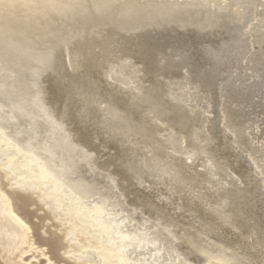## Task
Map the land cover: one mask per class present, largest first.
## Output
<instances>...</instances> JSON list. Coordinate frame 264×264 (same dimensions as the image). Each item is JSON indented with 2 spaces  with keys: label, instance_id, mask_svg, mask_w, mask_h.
I'll list each match as a JSON object with an SVG mask.
<instances>
[{
  "label": "bare ground",
  "instance_id": "6f19581e",
  "mask_svg": "<svg viewBox=\"0 0 264 264\" xmlns=\"http://www.w3.org/2000/svg\"><path fill=\"white\" fill-rule=\"evenodd\" d=\"M100 1L115 4L125 0ZM181 1L183 2L175 0L172 4L182 3L194 7L197 4L201 7L197 10L193 7L194 10L188 11L190 6H186L187 11L178 13L194 22L201 21L205 31L200 30L202 32L197 40L202 41V46L197 44L196 47L186 41L174 44L171 42L172 47L168 48L170 51L156 47L149 63L144 60L139 64L131 63L127 68L128 72L132 68L143 72L142 76L139 72L141 83L138 89H131L136 94L126 95L133 106L122 108L116 105L98 110L87 106L86 109L91 111L88 118L100 120L98 127L108 128L112 133L118 132L120 136L125 137L127 134L135 137L130 144L132 153L141 156V173L137 176L148 181L151 189L164 186L166 172L172 174L170 177L176 175L182 179L181 182L178 179V185L171 190L169 186V194L176 195L182 210L191 207L189 210L198 213L195 215L191 211L189 216L193 217V221L189 227L197 230L199 237L203 236L202 242L206 244H202L205 251L197 249L199 254L193 253L195 257L191 255V251L190 255L193 257L188 255L189 258L182 253L185 248L179 249L177 234L168 231L171 227L167 229L164 225L161 226L162 223L159 227L154 224L159 229L153 231L155 228L148 224L151 219L141 222L138 213L133 212L136 203L131 205L133 208L130 207L132 214L127 211L130 215H125L124 210H127L128 205L125 208L122 199L117 202L120 206L118 209L108 203L107 197H111L112 187L105 182L103 187H99V178L95 173L98 167L94 165L96 162L94 152L90 151L92 148L89 152L78 146L79 143L72 138L74 134L71 126L55 113L47 99V76L50 72L52 76L55 75L60 61H65L68 65V76L63 75V80L69 78L72 88L83 85L89 79L78 68L79 43L80 40L86 41L88 35L98 32L90 29L97 25L98 20L93 16H84L79 21L78 15L79 22L75 25L71 22L72 34L60 32L59 26L64 22H50L52 29L41 33L36 26L25 21L32 14L29 0H0V169L8 180L15 181L19 189L21 187L32 191L36 199L48 205L61 226L69 224L65 236L71 234L73 241L66 249L68 253L78 252L79 255L76 256L80 259L90 262L94 260L95 264H242L238 251L235 253L227 250L231 236L221 229L219 221L234 226L240 231L241 238L250 239L252 244L264 248V0ZM201 2L208 5L203 6ZM211 5L218 8L212 11L213 8L209 7ZM228 7H235L236 10L228 11ZM55 13L59 11L53 10L52 14ZM172 22L175 24L167 25L164 22L161 25L158 21L156 25L151 24L156 27H149L154 29L149 31L152 34H172L179 31L178 27L187 26L185 23L181 26L173 19ZM121 27L130 32L134 29L127 24ZM147 27L148 25H140L138 28L144 31ZM218 28H222L223 31L220 32L224 34L219 32L217 35ZM27 33L37 35L34 41L39 39L40 42L33 44L39 46L33 48L31 53H27L32 50L28 44L30 40L28 43L22 40ZM182 49H186L185 53L181 52ZM197 55L212 62L205 68H198L194 60ZM26 57L30 60L26 61ZM214 64H217L215 68ZM187 65V70L183 69ZM205 79H212L211 83H205ZM190 90L196 92L193 99L191 97L194 92L191 96L187 95ZM136 113L137 116H134ZM173 160H183L187 166L180 162L185 167L181 164L183 167L172 170L177 162L172 163ZM105 162L110 165V162ZM172 164L173 167L170 166ZM86 166L89 171L83 172ZM169 166L172 168L167 170ZM201 166L203 170H200ZM109 170L111 171L108 169V172ZM190 175H193L194 180L188 181ZM193 177L191 176L192 179ZM2 181L0 249L6 253L12 250L13 255L14 252L23 254L32 247L30 228L15 211L10 198L12 195L9 196L3 189ZM145 185L148 186L147 183ZM192 197H198L213 213L206 211V208L201 209L196 202L194 206L191 205L193 201L190 202L189 198ZM161 218L159 219L164 217ZM166 222H170L169 219ZM190 244L192 245V241ZM236 244V250L243 248L242 240ZM181 245L183 246L182 243ZM187 245L186 243L185 246Z\"/></svg>",
  "mask_w": 264,
  "mask_h": 264
},
{
  "label": "rangeland",
  "instance_id": "374dc122",
  "mask_svg": "<svg viewBox=\"0 0 264 264\" xmlns=\"http://www.w3.org/2000/svg\"><path fill=\"white\" fill-rule=\"evenodd\" d=\"M89 1H91V2H89ZM173 1H175V0H125L121 3L111 4V3H106V1H104V2L100 1L99 2V0H84V1L83 0H77V1L76 0H74V1L73 0H29L30 4H32V7H31L32 14H30L31 17H28L29 19H27V20L25 19V21H27L31 25L36 26L40 30L41 33L49 32L52 29V28H50V26L52 25L50 22H53V23H63L64 22L63 23V25L65 24L64 26L63 25L59 26L60 32H69L72 34L73 25H75L77 22L82 20L84 18V16H93L94 19L98 20V23L96 25L97 27L95 25H93L92 28H90L91 31H93V32L98 31V32L96 34L88 35L86 41L81 42V40H80V43H79L80 44L79 45V49H80L79 61L80 62H78V63L80 66L78 68L82 72H85V74H87L89 76L90 80L88 79L84 82L83 85L74 86L72 88V82L69 78L67 80H63V75L68 76V70H67L68 65L66 64L65 61L64 62L60 61L59 63H57L58 68L56 67L55 75L53 74V76H52V73L50 72V74L47 76V79H49L47 81V90H46L47 91V93H46L47 99H48L49 103L51 104V108H54L53 110L55 111V113L60 118L62 117V120L66 121L71 126V129L73 132L72 134H74V135H72V138H73V140L75 139L74 141H76L77 144L79 143L78 146L83 148L84 151H89V149L92 148L90 151L92 153L94 152L93 155H94L95 162H96L94 165H97L96 167H98L97 168L98 170H95L96 171L95 173L97 174V177L99 178V182H98V185H100L99 187H103L105 183H110L109 185H111V187H112L113 193H112L111 197H107L108 200L106 199L108 201V203L114 205L115 209H118L120 206L117 204V202H119V200L122 199L123 203L125 202L124 203L125 206L124 205L123 206L126 208L128 205L127 210L126 209H125L126 211L124 210L125 215L132 214L131 208L136 206V208L135 207L133 208V210H134L133 212L138 213V215L141 219V222L143 221V223H145L147 220L151 219L150 223H148L149 226H151V225L153 226L154 224H156L159 227V224L161 225V223H162L161 226L164 225L165 228L171 227L168 231L169 232L170 231L175 232L177 234V236H176V234H174V235L176 236V241H179V242H177V245L180 244V246H179L180 248L179 247L178 248L180 250H183V248H185L184 249L185 251L183 250L182 253H185L186 254L185 257L189 258L188 255H190L191 253H192L191 255H193L195 257L196 255L199 254L198 251H200V252L205 251V247L203 248L202 246H204L206 244L204 242H202V241H204V240H202L203 236L199 237V235H198L199 232L196 230L197 231V234H196V231H194L195 229L190 228L192 225V221H193L192 220L193 217L189 216L191 214V211L195 215H197L198 213H196L194 210H189V209H191V207H187L184 210H182V208L179 207L180 205L178 203L176 195L170 193L171 196H169L170 195L169 191L171 190V188L174 186H177L178 183L182 181V179H180V177H178L176 175H174L173 177H170V176H172V174H169L166 172L164 174V176L166 175V177H164V179H163L164 182L166 183V185L164 183V186L161 185V187L160 186L156 187L155 188L156 190L154 188L151 189L152 187H151V185L149 186L150 183H148V181L137 176L138 173H141V171H140L141 170V168H140L141 156L139 154L132 153L133 148H131V144H130L135 137L128 136L127 134L125 135V137L123 135L120 136V135H118L119 134L118 132L112 133V132H109L108 128H102L101 126L98 127L97 124L100 122V120L99 119L93 120L92 118H88L87 115L91 111L86 109L87 106H92L96 110L104 108V107L113 108V106H116V105H120L122 108H126L128 106L129 107L133 106L132 102L129 101L127 96L130 94H131V96L136 94V92H131V91L134 90V88H136V90L138 89V86L141 83L140 78L143 75V72L139 71V72H141V76H140V73L138 72V70L136 68L130 69V72H128L127 68L130 66L131 63L139 64V62H142L144 60H147V62L149 63L153 54L155 53L154 49L156 47H161L162 50L163 49L166 50V49L172 47V46H170L171 42L174 44L177 42H186V41L188 43H192L196 47H197V44L199 47L202 46V45H200V44H202V41L199 42L197 40V39H199V38H197V36H199L200 32H202L200 30L204 29V31H205L203 24L200 23L201 21L194 22L193 20H191V18L189 20V18H187V17L184 18L185 16H183V14L181 15L180 13H178L179 11L185 12L187 10L188 11L194 10L195 7H196L195 10H197L198 8L200 9L201 7L198 6L197 4H194L195 7L190 6V5H186V4H182V3H177L176 5H173L172 4ZM178 1L183 2L181 0H178ZM49 2H51L52 4ZM130 3H133V4L131 5ZM201 3H202V5L203 4L208 5V4L203 3V2H201ZM61 6H62V9H60ZM121 6H122V9H121ZM186 6H188V7L190 6V8L187 7L188 8L187 9ZM91 7H92V9H91ZM191 7H192V9H191ZM205 7H207V6H205ZM209 7L213 8V9L211 8L212 11H214L218 8V6H213V5H211ZM75 8H77V9H75ZM184 8H185V10H184ZM210 8H208V9L210 10ZM234 8L228 7L227 10L229 11L232 9L235 11L236 8L235 9ZM104 9L105 10L107 9V10L105 11ZM176 9H178V10L176 11ZM53 10H55V12L59 11V13L52 14ZM75 10H78V11H76L77 13L75 12ZM80 10L81 11L83 10V12H80ZM212 11L210 10L209 12H212ZM238 11L243 12V10L242 11L238 10ZM91 12L93 14H91ZM172 12H175V13H172ZM39 13H40V15H39ZM44 13H46V14H44ZM97 13H99V14H97ZM55 15H57L59 17H56ZM99 15H102V16L100 17ZM104 15H106V16H104ZM122 15H124V16H122ZM77 16L79 18V21H78ZM128 16H129V19H128ZM149 16L152 18L150 19ZM180 16H183V17H180ZM39 17H41V18H39ZM143 17L146 19H144ZM43 18H45V19H43ZM72 18H74V19H72ZM113 18H114V20H113ZM66 19H67V21H66ZM133 19H135V20H133ZM172 19L174 22L177 21V24H179V25L181 24V26H184L183 25L184 23L187 26H184V28L178 27L179 31L178 32L175 31L172 34L170 33L171 35L169 33H166V32L162 33V34H157V33L152 34L149 31L150 28L156 27L154 25H156L155 23H157L158 21H159V24L161 23V25L162 24L164 25V22H165V24L170 23V25H174L175 23L172 22ZM99 20L101 22H99ZM125 20H126V22H125ZM136 20H138L137 23H136ZM140 20H141V22H140ZM68 21L70 22V24L68 23ZM121 21L124 22V24ZM127 21L129 22V24ZM187 21H188V23H187ZM71 22L74 24L72 25ZM112 24H114V25H112ZM125 24L129 25L131 28L133 26L134 29L131 30V32H130V30H125L124 28L121 27V26H124ZM151 24H154V25L152 26ZM196 24H197V26H196ZM199 24H200V26H199ZM140 25L141 26L148 25V27L146 29H144V31L143 30L141 31L140 28H138V27H140ZM62 26H63V29L65 28V30H67V31L63 30ZM190 29H192V31H189ZM150 30H154V29H150ZM217 30H219V31H217V35L224 34L223 32H220V30L223 31L222 28H218ZM196 31L199 33H195ZM186 33H188L189 35ZM193 33H195V35ZM18 35H20V34H18ZM14 36H16V35H14ZM20 36H22V35H20ZM23 37H24V39H22V40L25 42L27 41L26 43H28V41L30 40V42L28 44H29V47L32 48V50L30 49V52L28 51L27 53L33 52L34 51L33 48H35L36 46H39V45H33L34 43H40L38 41L39 39L35 40L36 42L34 41L35 37L36 38L38 37L37 35L35 36V34H33V33L32 34L27 33L26 35H23ZM25 37H27V38H25ZM210 46H211V44H210ZM28 49L29 48H27V50ZM185 51H186V49L181 50V52H183V53H185ZM98 57H100V58H98ZM25 59H27L26 61L30 60V58L28 60L27 57ZM194 60H195V63L197 64L196 67L201 68V69L205 68L204 66H209L210 64L209 65H207V64L212 62L211 60H208V58L202 57L201 55L195 56ZM23 61H25V60H23ZM216 66H217V64H214L213 68H215ZM187 67H188V65L186 67H183V69L186 68L185 70H187ZM70 68L72 69V67H70ZM78 68H77V70H78ZM198 68H197V70H198ZM133 70L138 72L139 76L135 71H134L135 72L134 73ZM69 76H71V75L69 74ZM193 77H195V76H192V78ZM210 80H212V79H209V80L205 79L204 82L205 83H211ZM132 82H134V83H132ZM125 84L127 86H125ZM131 84H133V86ZM129 85H131V86H129ZM121 86H122V88H121ZM125 88L129 89V90H126ZM190 91L191 92H187L188 93L187 95L191 96L193 94V96L191 98L192 99L195 98L196 92L192 91V90H190ZM128 92H130V93L128 94ZM192 92H194V93H192ZM100 104H101V106H100ZM95 105H97L98 107L96 108ZM134 116H137V113L134 114ZM107 134H108V136H107ZM109 135H110V138H108ZM133 136H135V135H133ZM92 150H94V151H92ZM97 150H99L100 153ZM137 152H139V150ZM107 159L108 160L110 159V161L111 160L112 161L110 162ZM197 159H199V157H197ZM97 160H98V162H97ZM105 161L110 162V165H109V163H106ZM175 161H177L178 163L177 162L175 163ZM102 162H103V164H102ZM180 162L183 163L184 161L183 160H181V161L173 160L172 163H175L174 164L175 167L172 168L174 166L172 164V165H170L172 167L169 166L167 168V170H170V168H172V170H175L176 168H181L184 165H186L185 163H183L184 164L183 165ZM113 163H115L116 165H114ZM101 164H102V166H101ZM181 164L183 166H181ZM104 165H107V166H104ZM99 167H100V169H99ZM103 169H105V170H103ZM108 169H111V171L109 170L110 172H108ZM203 169L201 166L200 170H203ZM84 170L89 171V168H87V166H86V168L83 169V172H84ZM106 170L109 173V175L106 172ZM200 170H197V171H200ZM0 173H4V171H2L0 169ZM111 173H112V175H111ZM133 174L136 176H134ZM167 174L169 175V177ZM0 175H4V176H0V178H1L0 183H1V180H3L2 184H1V185H3L2 186L3 189L6 191L7 194L9 193L8 194L9 196L12 195V197H10V198H11L12 202L14 203V204L13 203L12 204L14 205L13 207H14L15 211L27 223V225L30 228V240L32 241V247L30 249L26 250L23 254H20L19 252H16V253L14 252V255H13L12 250L8 251L6 253L2 249H0V264H13V263L14 264L15 263H17V264H89V263L95 264L94 260H91V262H90L88 260L78 258V256H76V254L79 255L78 252L77 253H73V252L68 253L67 252L66 248H68V245L72 244L71 241H73V240H71V237H72L71 234L69 236H65L66 230L68 229V227H70L69 224L65 223L64 226H61L60 222L53 217V213H54L53 210H51L48 205H44L43 202H41L38 198H37L38 199L37 200L32 191H30V190L28 191L27 189H24L21 187L19 189V187L15 183V181H10V180H8V178H6L5 173L0 174ZM106 175H108V176H106ZM142 175H143V173H142ZM191 176L193 177V175H190L188 178V181L190 179L194 180V177L192 179ZM88 177L91 178V176H88ZM5 178H6V180H5ZM136 178L137 179L139 178L140 180L139 179L137 180ZM173 178H175V179H173ZM178 179H180V181ZM115 180H117V181H115ZM6 181L8 183H10V182L11 183L13 182V183L8 185V183ZM172 181L175 182V184H173ZM145 183H147L148 186L145 185ZM114 186H115V188H114ZM169 186H170V190H168ZM162 188H164V189H162ZM160 189H162L163 191L160 192ZM130 190H131V192H130ZM114 191L118 192L119 196ZM166 191H168V192H166ZM127 192H128V195H127ZM125 193H126V195H125ZM113 194H115L116 197ZM121 194H123V196ZM112 196L114 197L113 199H112ZM125 196L128 198L130 197L129 198L130 200L128 198H126ZM97 197H98V199L100 198V196H95V198H97ZM121 197H123V198H121ZM124 198L126 201L124 200ZM173 198H176V200ZM192 198H189L190 202L193 201V202H191V205H193L196 202L195 204L199 205V207L203 210H205V208L206 209L210 208L209 206L205 205L203 202H200V199L198 197L197 198L192 197ZM114 199H115V201H112ZM114 202H115V204H114ZM134 203H136V204L134 205ZM131 205H134V206H131ZM137 205H139V206H137ZM142 205H144V206H142ZM153 205L154 206L156 205V206L154 207ZM45 206H46V208H45ZM143 207H144V209H143ZM129 208L131 211L129 210ZM146 208H148L149 210H146ZM139 210L141 211L140 212L141 215L139 213ZM144 210H146V211H144ZM156 210H158V211H156ZM127 211H129L130 214ZM206 211L212 212V210H210V209H207ZM147 212L148 213L150 212V213L147 215ZM126 213H128V214H126ZM152 213H153V215H152ZM159 213H160V217H159ZM144 214L146 216H144ZM161 215H163V216H161ZM142 216L144 217V219ZM156 216H157V218L152 220V218H154ZM173 216H175V218L177 217L176 218L177 220L174 219ZM148 217H150V218H148ZM161 217L162 218L166 217V218L164 220V218L162 219ZM159 218H161L162 220H160ZM166 219H169L170 222H166ZM159 220L163 221V222H160ZM181 220H183V221H181ZM155 221L157 223L158 222L159 223L157 224ZM164 221H165V223H164ZM171 221H173L174 223ZM151 222H153V223H151ZM220 222L221 221H219V226H221V229L222 230L224 229L226 232H228L230 234V235L229 234L228 235L231 236V240L228 242V245L226 247L228 251L235 252V253H237V251H238V253H239L238 255L240 257L242 264H264V248H262L261 246L259 247L257 244H252V241L250 239H248L249 240L248 241V240H246L247 238H241L240 231L238 229H235L234 226L233 227H232V225L228 226L227 224L220 223ZM178 223H180V224H178ZM166 224L167 225L169 224V225L167 226ZM156 225L153 226L155 228V229H152L153 231H157L159 229L158 227H156ZM177 225H179V226H177ZM176 226H177V229H176ZM172 227L175 229V231ZM185 229H187L189 231L191 229V231L189 232V231H186ZM152 230H151V232H153ZM176 231L178 233H180V235ZM191 232L192 233L194 232L193 233L194 236ZM190 234H192V235H190ZM189 235H190V237L192 236V239L194 241L189 237ZM196 235H198V237ZM228 235H226V237H228ZM67 237H68V239H67ZM189 238H190V240H189ZM197 238L199 240H197ZM66 239H67V241H66ZM177 239H180V240H177ZM187 240L189 242H187ZM205 240H207V239H205ZM240 240L243 241V244H244L243 248L241 250H236V247H235L237 245L236 242L240 241ZM191 241H192L193 246L191 244H190L191 246L189 245V243H191ZM195 241H197L196 242L197 244L194 243ZM248 242H251V244ZM181 243L183 244V246L181 245ZM186 243L188 244L187 245L188 247L185 246ZM202 244H204V245H202ZM191 247H193V248H191ZM197 249H198V251H197ZM87 250L91 251L90 249H87ZM187 252H188V254H187ZM193 253L196 255H194ZM11 254H12V256H11ZM193 256H191V257H193ZM87 261H88V263H87Z\"/></svg>",
  "mask_w": 264,
  "mask_h": 264
}]
</instances>
